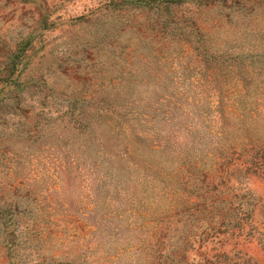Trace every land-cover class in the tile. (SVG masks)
<instances>
[{"label":"rangeland","instance_id":"374dc122","mask_svg":"<svg viewBox=\"0 0 264 264\" xmlns=\"http://www.w3.org/2000/svg\"><path fill=\"white\" fill-rule=\"evenodd\" d=\"M0 264H264V0H0Z\"/></svg>","mask_w":264,"mask_h":264}]
</instances>
